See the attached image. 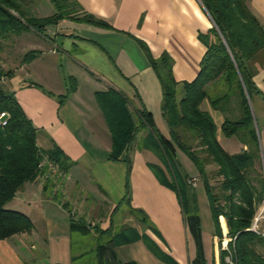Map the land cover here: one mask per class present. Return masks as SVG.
Returning a JSON list of instances; mask_svg holds the SVG:
<instances>
[{
	"label": "crops",
	"instance_id": "obj_1",
	"mask_svg": "<svg viewBox=\"0 0 264 264\" xmlns=\"http://www.w3.org/2000/svg\"><path fill=\"white\" fill-rule=\"evenodd\" d=\"M76 2L79 12L112 28L65 18L46 27L45 37L29 30L25 33L39 39L29 51L40 53L27 62L23 56L6 76L5 90L13 93L36 128L37 145L45 150L54 142L74 164L64 178L51 177L44 187L26 182L6 203L33 226L0 240V264H197L199 246L179 195L167 185L172 181L169 171L145 147V139L152 136L138 112L147 110L169 139L161 111L162 87L151 58L166 53L174 80L193 81L206 50L198 34L211 28V19L200 0ZM248 6L264 26V0H248ZM53 13L54 6L39 16ZM253 81L259 93L252 95L250 107L264 174V65H256ZM110 91L126 99L139 126L118 160L109 158L111 136L97 98ZM200 108L211 115L217 141L226 152L248 148L241 136L223 135V112L208 100ZM175 156L177 174L185 179L186 213L199 217L203 260L223 264L231 240L226 220L218 217L217 230L197 168L186 164L189 172L183 171L179 162L189 158L179 148ZM205 169L210 172L214 166ZM193 177L197 181L191 186L187 180ZM71 219L88 225V231L72 230ZM254 225L251 229L264 237V200ZM256 249L264 253V243L256 242Z\"/></svg>",
	"mask_w": 264,
	"mask_h": 264
},
{
	"label": "trees",
	"instance_id": "obj_2",
	"mask_svg": "<svg viewBox=\"0 0 264 264\" xmlns=\"http://www.w3.org/2000/svg\"><path fill=\"white\" fill-rule=\"evenodd\" d=\"M200 1L212 26L206 33L198 34L206 50L196 78L178 83L166 53L157 60L151 58L162 87L161 111L169 128V139L159 132L152 115L141 110L138 114L152 136L145 139V147L157 154L170 173L172 181L167 185L179 195L186 222L199 246L197 264H206L200 247L199 217L186 213L185 179L177 174L176 148L197 168L217 230L218 217L222 215L226 220L231 240L223 251V264H228L226 257L233 264H264V253L256 249V242L264 243V237L251 229L257 207L264 200V174L250 107L252 95L259 93L253 81L256 65H264V26L249 9L248 0ZM50 2L55 13L39 16L33 11L35 0H0V38L29 30L45 37L46 27L65 18L112 28L90 13L79 12L76 0ZM39 53L29 51L23 60L31 61ZM97 98L111 136L109 158L118 160L134 140L139 126L121 95L110 91L100 93ZM204 100L223 112V135L241 136L248 146L246 150L229 154L222 148L211 115L200 108ZM0 111L9 115L6 124L0 125V240H3L29 232L33 226L26 215L5 207L16 192L26 182H38L39 178H44L42 187L51 177L64 178L74 162L54 142L45 150L37 145L36 128L13 93L1 86ZM208 165L214 166L210 172L205 169ZM70 228L86 233L89 227L71 219Z\"/></svg>",
	"mask_w": 264,
	"mask_h": 264
},
{
	"label": "rangeland",
	"instance_id": "obj_3",
	"mask_svg": "<svg viewBox=\"0 0 264 264\" xmlns=\"http://www.w3.org/2000/svg\"><path fill=\"white\" fill-rule=\"evenodd\" d=\"M36 4L33 6V11L42 15L47 12L53 5L48 0H35ZM53 9V8H52ZM38 38L32 35V33H21L20 35H10L8 38H0V75L4 77V81L0 82V86L4 89L6 87V72H11L14 68L18 67L19 62L23 56L31 49L36 48L35 43L38 42ZM37 51V50H36ZM40 52V51H39ZM16 78L15 76L12 77ZM182 153V152H181ZM187 162V163H186ZM179 164L182 165L181 169L185 172H189L186 164H189L190 168H195L192 161L187 159ZM217 181L213 182V184ZM226 259V258H225Z\"/></svg>",
	"mask_w": 264,
	"mask_h": 264
},
{
	"label": "built area",
	"instance_id": "obj_4",
	"mask_svg": "<svg viewBox=\"0 0 264 264\" xmlns=\"http://www.w3.org/2000/svg\"><path fill=\"white\" fill-rule=\"evenodd\" d=\"M4 81L3 75H0V82ZM9 117L8 113L6 111H0V125H5L7 122V118ZM197 179L195 177L189 178L187 180V184L194 186L196 184ZM38 184L42 187L44 184V178H39ZM252 229H255V225L252 226ZM226 261L228 264H233L230 259L227 257Z\"/></svg>",
	"mask_w": 264,
	"mask_h": 264
}]
</instances>
